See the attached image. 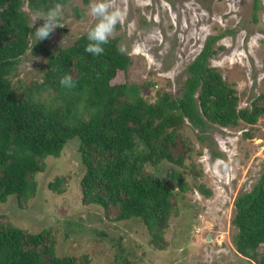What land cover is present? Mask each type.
Masks as SVG:
<instances>
[{"label": "trees", "instance_id": "16d2710c", "mask_svg": "<svg viewBox=\"0 0 264 264\" xmlns=\"http://www.w3.org/2000/svg\"><path fill=\"white\" fill-rule=\"evenodd\" d=\"M67 1L0 0V202L13 195L20 204L33 194V175L42 170L43 158L58 156L75 136L82 165L81 200L99 205L105 214L112 211L115 220L137 218L147 230L148 242L162 248L168 216L175 210L171 181L180 191L187 186L175 167L192 169L186 163L192 146L182 126L188 122L201 133L207 123L251 124L264 113V90L249 106L238 107L233 86L207 63L219 47L213 43L220 33L208 34L185 67L180 95L162 90L147 101L137 82L116 78L130 63L129 55L118 51L116 36L103 45L99 56L85 52L86 32L64 46L50 48L45 39L30 45L34 31L30 13ZM28 48L45 54L40 79L13 87L9 75ZM65 75L72 77L74 88L60 85ZM195 137L201 139L199 133ZM161 161L169 164L166 174L146 170L147 164ZM60 182L56 177L47 186L60 192ZM195 186L203 195L210 194L201 182ZM233 204L234 249L252 258L258 244L264 243V169ZM0 264H88V260L56 254L46 228L27 231L0 221ZM256 264H264V253Z\"/></svg>", "mask_w": 264, "mask_h": 264}, {"label": "rangeland", "instance_id": "374dc122", "mask_svg": "<svg viewBox=\"0 0 264 264\" xmlns=\"http://www.w3.org/2000/svg\"><path fill=\"white\" fill-rule=\"evenodd\" d=\"M253 2L117 0L126 18L113 36L119 47H126L130 63L116 78L137 82L147 101L154 100L156 92L162 90L180 95L186 65L208 34L220 33L213 43V47H219L207 57V63L233 86L237 106H249L264 90V0ZM89 3H62L60 22L64 25L45 39V45L64 46L87 32L93 22L88 15ZM34 13H30V25ZM42 23L38 21L36 26ZM34 31L29 36L30 45L35 40ZM44 60L42 52L31 53L29 48L23 52L9 75L12 86L22 83L25 87L40 79ZM182 129L191 142L186 163L192 169L175 167L187 186L180 191L174 185L175 210L163 231L164 247L148 242L147 230L137 218L115 220L112 211L105 214L99 205L81 200L78 179L82 165L75 136L64 143L58 156L43 158L42 170L33 175V194L20 204L13 195L0 202V221L27 231L46 228L56 254L84 256L88 264H256L258 255L264 253V243L258 244L252 258L237 253L230 218L235 196L249 190L264 169V113L251 124L207 123L200 133L186 122ZM197 133L201 139L195 137ZM168 166L161 161L145 168L161 176ZM56 177L61 180L60 192L47 186ZM200 182L210 189L209 195L196 189L195 184Z\"/></svg>", "mask_w": 264, "mask_h": 264}, {"label": "clouds", "instance_id": "9594fccd", "mask_svg": "<svg viewBox=\"0 0 264 264\" xmlns=\"http://www.w3.org/2000/svg\"><path fill=\"white\" fill-rule=\"evenodd\" d=\"M62 12V5L57 3L47 10H39L33 14L30 25L31 27L35 26V41L33 44L49 38L57 27L64 25L60 22ZM88 15L93 22L86 32L88 42L85 44L84 50L92 56H99L103 54V45L109 43V39L116 31L117 25L125 21L126 13L117 5V0H90ZM41 20L43 23L36 26L38 21ZM118 51L125 53L127 49L122 45ZM59 83L64 88L71 89L75 87V82L70 75L63 76ZM224 167L227 168V165Z\"/></svg>", "mask_w": 264, "mask_h": 264}, {"label": "water", "instance_id": "95a60500", "mask_svg": "<svg viewBox=\"0 0 264 264\" xmlns=\"http://www.w3.org/2000/svg\"><path fill=\"white\" fill-rule=\"evenodd\" d=\"M172 182H173V183H174V185H175V183H176V182H175V180H174V179H172ZM206 238L208 239V237H207V236H206Z\"/></svg>", "mask_w": 264, "mask_h": 264}]
</instances>
